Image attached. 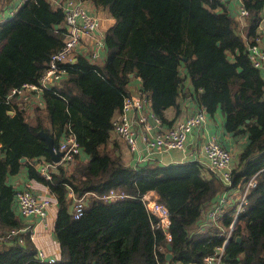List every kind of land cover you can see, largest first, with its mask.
Listing matches in <instances>:
<instances>
[{"label":"trees","instance_id":"16d2710c","mask_svg":"<svg viewBox=\"0 0 264 264\" xmlns=\"http://www.w3.org/2000/svg\"><path fill=\"white\" fill-rule=\"evenodd\" d=\"M63 1L22 0L17 5L18 0H0V264H200L221 245L237 197L224 205L219 227L202 225L203 212L226 189L204 164L186 160L133 168L123 163L112 121L134 77L161 123L171 124L166 109L178 113V100L189 84L199 107L209 116L220 110L225 129L246 137L232 161L229 188L243 189L252 177L255 184L246 192L223 262L264 264V77L246 52L256 37L264 0H244L250 14L242 28L226 1L84 0L113 19L104 31L100 61L75 50L74 61L63 64L65 73L52 87L42 88L39 99L36 90L8 99L14 87L39 84L50 56L64 43ZM40 130L52 137L53 148L71 133L87 160L58 164L46 178L35 160H51ZM24 168L58 205L53 233L61 256L54 262L37 259L28 233L4 239L11 228L23 225L8 177ZM69 189L85 194L77 218ZM111 189L126 195L102 199ZM149 191L168 208V237L141 199Z\"/></svg>","mask_w":264,"mask_h":264},{"label":"built area","instance_id":"2783aa9c","mask_svg":"<svg viewBox=\"0 0 264 264\" xmlns=\"http://www.w3.org/2000/svg\"><path fill=\"white\" fill-rule=\"evenodd\" d=\"M224 1V0H220ZM227 1V0H225ZM233 2L232 14L239 25H243L248 18L250 12L245 6L244 0H229ZM64 13V28L66 38L62 46L55 51L48 61L46 68L39 78V84L26 83L21 87H14L8 94V99L13 96L21 97L27 90H36V97L39 99V94L42 88H50L56 83L65 69L64 63H72L74 61L73 54L75 50L82 49L88 53V56L95 60L99 58L100 50L103 49L104 30L101 29V17L89 11L87 2L84 0H64L62 2ZM257 34L253 42L247 43V57L252 66L259 69L264 77V10L261 17L257 21ZM133 110L134 117H129L127 112ZM12 114L14 113L13 110ZM9 114V113H8ZM10 114V115H12ZM206 110L203 107L197 109L185 116V118L175 121L166 128H161L160 119L150 110L147 104V97L141 91L136 94L127 95L123 101L119 114L112 121L113 131L121 137L127 144L130 151H137V135H140L142 144L148 154L151 152H161L165 150L175 149L183 150L186 144L187 135L197 126H201L207 120ZM134 121L140 126L141 132H136ZM157 127V131L153 129ZM201 150L205 155V165L208 170L219 177L226 184L231 182V163L233 159L232 152L222 145L215 137L207 139L201 146ZM53 151H61L62 155L59 161H47L38 165L40 173L46 178H50V168H55L58 164H72L75 161L80 147L71 133H65L60 140L58 146L53 148ZM147 155L140 156L146 159ZM200 161V160H199ZM201 162V161H200ZM255 184V180L250 178L243 189H239L240 193L236 199L235 212L229 222L228 228L225 231L221 245L203 258V264H224L225 259L224 246L231 237L234 224L240 211L243 210L247 198L246 192L250 186ZM150 192V191H149ZM144 193L141 199L144 202L146 210L157 218L156 227L164 229L168 237L167 227L170 223L168 208L157 200V196ZM68 197L73 200V216L79 217L84 211V196L77 195L71 189L67 192ZM126 194L124 192H116L113 189L101 196L102 199L112 200L122 198ZM15 202L17 211L22 216L36 215L41 219L47 216V212L56 202L53 195L49 194H34L31 187L27 185L23 189H18L15 192ZM227 199L223 197L215 202L208 211V225L219 227V220L224 214V205ZM222 229V227L220 228ZM22 228H11L9 234L4 239L10 238L13 234L21 231ZM4 236L1 235L0 239ZM37 259L39 261L54 262V258H46L42 250L37 251ZM170 264H181L172 262Z\"/></svg>","mask_w":264,"mask_h":264},{"label":"crops","instance_id":"0c3cea01","mask_svg":"<svg viewBox=\"0 0 264 264\" xmlns=\"http://www.w3.org/2000/svg\"><path fill=\"white\" fill-rule=\"evenodd\" d=\"M21 2L22 0H18L17 5H19ZM226 2H227L228 10L232 14L233 2L229 0H227ZM87 5L90 12L100 15L101 29L105 31L113 23V19L106 12H103L98 9H93L92 5L89 2H87ZM11 14H13L12 11ZM243 25H239V28H242ZM242 36L245 43H247L248 42L247 36H245L244 32H242ZM102 54H103V49L100 50L99 58H98L99 61L102 58ZM139 92H140V80L138 77H134L132 78L131 82H129L126 93L127 95H132ZM36 95L37 94H35V96ZM193 95H194V91L192 90L191 86L187 84L183 88V95L180 96L178 100V106H179L178 113L176 114V110L174 107H168L166 109L165 114L167 119L171 121V124L174 123L173 120L175 119H177L176 121L181 120L185 118V116H187L188 114L193 113L197 109V107H199ZM118 114L119 112L116 114V116ZM127 115L129 117H134L135 112L133 110H129L127 112ZM206 119L207 120L203 125L193 128L191 132L187 135L185 148L183 150L170 149L161 152H151L148 154L147 150L144 148L142 144L140 135L138 134L137 144L139 149L137 151L132 152L130 151L124 140L121 137H119L114 131H112V137L117 138L118 141L120 142L119 150L121 153V157L124 161L123 163L125 165L132 166L133 168H135L138 165H145L146 163L151 165H156V164L166 165L169 163H178L186 160H198V161L200 160L201 163L204 164V166L207 168V166L205 165V155L201 150V146L207 139L212 137H215L222 145L227 147L232 152L233 160H234L235 155L241 151L245 143L246 137L241 135H234L225 129L224 127L225 116L220 110L216 111L212 116H209L207 114ZM171 124L161 123L160 125L161 128L164 129ZM134 128L136 132L138 133L141 132L140 126L137 125L136 121H134ZM157 129L158 128L155 127L153 131L156 132ZM143 155H147L149 157H147L146 159L140 158V156ZM78 158L84 161L87 160V156L83 154L81 150L77 154L74 162L78 161ZM35 160H37L36 164L38 166L41 163L39 162L41 161V159L39 160L38 158H36ZM72 164H66V165L72 166ZM231 164H233V162ZM230 168H232V165ZM8 181L11 183V185L14 188H16V190L23 189L27 185H29L34 194H45V195L49 194L48 188L44 184L32 179H28L26 174V168L22 169V171H20L18 174L10 175L8 177ZM224 184L226 185V189L220 193L221 195L219 196L218 201L221 200L223 197H225L227 199L226 204L228 205L230 203L234 204L235 197L238 196L240 191L236 187L229 188L231 182L228 184L224 182ZM149 194L156 196L155 192L153 191H150ZM212 206L213 205H211L208 209H206V211L203 212L202 225H206V226L208 225L209 222L208 211ZM15 208H16V202H15ZM57 211H58V205L57 202H55L54 205H52L48 210L47 216L44 219H41L39 216L36 215L22 216L17 212L20 215V220L23 224L22 230L20 232L21 233L25 232L29 234L31 241L35 246L36 254L37 251L42 250L46 258H54L56 260L59 259L61 256L60 244L55 238L53 233ZM190 264H197V263H190Z\"/></svg>","mask_w":264,"mask_h":264},{"label":"water","instance_id":"95a60500","mask_svg":"<svg viewBox=\"0 0 264 264\" xmlns=\"http://www.w3.org/2000/svg\"><path fill=\"white\" fill-rule=\"evenodd\" d=\"M8 113L12 114L11 111H9ZM38 133L47 142V149L50 153L51 160L52 161H59L60 157L62 155V152L61 151H56V152L53 151V139H52V137L46 131H43V130L38 131ZM21 160H25V157H22ZM235 240L240 241L241 240L240 236H236ZM166 247H167V252L165 254V257H166V260L169 261L172 258L171 245L169 242L166 243ZM224 257H225V259H228L229 255L225 254Z\"/></svg>","mask_w":264,"mask_h":264},{"label":"rangeland","instance_id":"374dc122","mask_svg":"<svg viewBox=\"0 0 264 264\" xmlns=\"http://www.w3.org/2000/svg\"><path fill=\"white\" fill-rule=\"evenodd\" d=\"M177 119H175V120H173V122H175ZM122 161H123V159H122ZM232 161H233V159H232ZM124 162V161H123ZM232 165V164H231ZM0 247H1V245H0Z\"/></svg>","mask_w":264,"mask_h":264}]
</instances>
